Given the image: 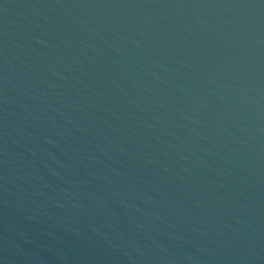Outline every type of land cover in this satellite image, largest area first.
Masks as SVG:
<instances>
[{"label":"water","instance_id":"water-1","mask_svg":"<svg viewBox=\"0 0 264 264\" xmlns=\"http://www.w3.org/2000/svg\"><path fill=\"white\" fill-rule=\"evenodd\" d=\"M0 264H264V0H0Z\"/></svg>","mask_w":264,"mask_h":264}]
</instances>
